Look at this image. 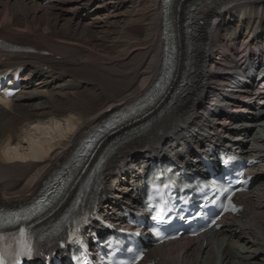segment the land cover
Instances as JSON below:
<instances>
[{
	"label": "bare ground",
	"instance_id": "bare-ground-1",
	"mask_svg": "<svg viewBox=\"0 0 264 264\" xmlns=\"http://www.w3.org/2000/svg\"><path fill=\"white\" fill-rule=\"evenodd\" d=\"M128 1L131 0H49L45 4V0H0V39L29 50L0 51V69L25 66L28 75L22 91L4 101L9 110L0 106L3 210H20L33 204L50 184L49 179L61 171L56 179L61 186L59 199L43 215L31 220L40 228L54 226L72 206L86 200L84 191L88 187L92 189L100 182L98 201L102 203L107 191L121 179L120 169L141 165L165 149L176 151L189 169L199 167L198 156L185 159L192 153L186 136L193 137L197 130L207 131L194 142L202 150L208 140L220 147L244 148L249 159L254 155L264 157V127L257 121L264 117L263 83L244 82L243 93H227L239 81L231 75L235 70H243L250 61H264V0H174L172 12L164 2L162 6L158 4L160 0H140V6L146 9L143 11H150V22L135 25L137 19L145 17L138 11L127 30L110 40L109 25H102L101 18H119ZM162 9L158 43L155 35L146 39L137 36L154 29ZM98 10L102 15L95 17ZM168 26L173 27L174 53L165 52L167 38L163 33ZM132 34L144 45L159 44L158 50L140 65L143 78L134 87L131 82L127 84L114 64L125 55L136 56L137 49L124 46L127 35ZM113 49L119 50L110 55ZM81 68L100 78L113 76L114 86L102 85L94 95L80 97L74 89L76 81L71 83L70 76ZM162 76L165 85L155 93ZM176 81L184 85L177 88V97ZM258 83L261 86L256 89ZM214 95L220 98V105L215 107L219 112L216 121L209 116ZM149 98H154L150 106L127 116ZM69 111L76 116L74 125L54 143L38 145L41 156L33 152L38 160L4 156L3 149L23 142L21 132L30 123L55 120ZM116 117L123 121L96 135L87 146L85 140L101 124ZM115 136L118 138L114 141ZM184 146L188 148L186 153ZM130 170L125 174L130 176ZM253 171L261 173L260 183L242 195L240 201L245 209L235 221H224L227 226L222 232L229 234H221L216 245L211 235L201 241L184 242L183 238L169 243L176 249L165 247L167 244L153 246L138 264L150 260L155 264H264V165ZM108 216L116 221L115 214ZM233 234L237 241L232 240Z\"/></svg>",
	"mask_w": 264,
	"mask_h": 264
},
{
	"label": "rangeland",
	"instance_id": "rangeland-1",
	"mask_svg": "<svg viewBox=\"0 0 264 264\" xmlns=\"http://www.w3.org/2000/svg\"><path fill=\"white\" fill-rule=\"evenodd\" d=\"M64 1H66V0H64ZM70 1H72V0H70ZM190 1H192V0H189V2ZM163 2H164V0H160V1H158V4H161V6H162ZM186 6L187 5H185V7ZM141 7L142 6H140V0H131V1H128L126 6L122 9L123 15H121L119 18L117 17V19H116L114 17L115 18L114 19L112 17V18L107 19L104 16L101 18V24L102 25L103 24L105 26L109 25L108 30L110 33L108 34V37H110L109 38L110 40H112V38H115V39L119 38L120 34H117V33L118 32L120 33L122 31L127 30V26L130 25L129 23L132 21V18H134V15L137 14L136 12H138V11L143 12V14H145V17H144V15H142L141 20L137 19L134 22L135 25H139V24H142L144 22H145V24L150 22V17H151L150 11H148V13H147V11H143L146 9H143V7L142 8ZM101 12H102L101 10H98L95 17L101 16L102 15ZM155 15H156V12H155ZM163 16H164V10L162 11L161 18L155 22L154 29L151 32L142 31L141 33L136 34V35L141 36V38L143 37L145 39L147 37H152L155 35V40L158 43V40L162 34L161 27L163 24ZM94 35L103 36V34H101L99 32H95ZM129 36L127 35V37H126L127 42H125L124 46L126 49H128V48L137 49L138 52L135 54L136 56L132 55L131 57H134V58L131 59V57L125 55L124 58L115 60L114 64L116 66L117 71H119V73L122 74L123 79L128 81L127 84L129 82H131V87H134L139 83L140 79L143 78V71H142V68L140 65H143L144 60H147V58H149V55H153V53H155L158 50L159 44L158 45L153 44L150 47V46L142 44V41L136 40L137 37L135 36V34H132ZM79 37H80V33H79ZM118 50L119 49H113V51L110 53V55H113L114 53L118 52ZM120 52H123V50H120ZM150 57H152V56H150ZM139 62H140V64L138 66H140V67H139L138 71H135L138 68V66H136V69H135V65ZM147 65H148V63H146V67H147ZM82 69L83 68L79 69L78 71H80ZM74 73H75V75L70 76L71 83H74V79H75L76 84L74 86V89L79 93L80 97L87 95V98H88V97L94 95L96 93V91L99 89V87H101L102 85L114 86L113 84H111L113 76L112 77H106V78H100V77H97L94 74H92L88 71H84V70L80 71V72H74ZM179 83L180 82L176 81V83H175L176 89L179 86L178 85ZM84 100L81 99L82 102H84ZM1 102H4V101H1ZM1 102H0V105L5 107L6 110L7 109L9 110V105L6 102H4V103H1ZM75 117L76 116L74 115V113L69 111V114L67 113L63 117L55 118V120L49 119L48 122L46 121L45 123L44 122H42V123L41 122L40 123H30V125L28 127H25V129H23L21 132L23 142L21 144L15 143L13 145H10V147L3 149L2 151L4 152V156H6V157L7 156L8 157L13 156V157H15L14 158L15 160H24V159H25L24 161H26V159L27 160H34V161L38 160V157L33 156V154H34L33 152H35V151L37 152V154L39 156H41V151H40L38 145H40V144L45 145L48 143L52 144L58 138H61L60 136H63L65 131H67L70 128V126L74 125V123H72V122L75 119ZM115 189H117V186L114 185L112 187V191H114Z\"/></svg>",
	"mask_w": 264,
	"mask_h": 264
},
{
	"label": "snow or ice",
	"instance_id": "snow-or-ice-1",
	"mask_svg": "<svg viewBox=\"0 0 264 264\" xmlns=\"http://www.w3.org/2000/svg\"><path fill=\"white\" fill-rule=\"evenodd\" d=\"M8 95H12L11 92ZM16 215V214H13ZM4 237L0 236V240H3ZM11 255L15 256H27L31 258L32 254V247L30 241L27 239L26 232L21 229L19 233V240H18V248L14 252L10 253ZM0 264H5L4 261V253H0Z\"/></svg>",
	"mask_w": 264,
	"mask_h": 264
}]
</instances>
